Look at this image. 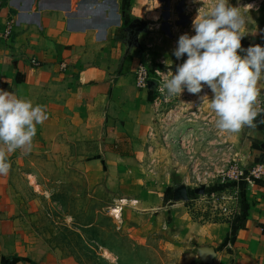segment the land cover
<instances>
[{
	"label": "rangeland",
	"instance_id": "1",
	"mask_svg": "<svg viewBox=\"0 0 264 264\" xmlns=\"http://www.w3.org/2000/svg\"><path fill=\"white\" fill-rule=\"evenodd\" d=\"M186 32L194 34L192 25L175 43ZM173 58L163 77L155 73L161 70L159 63L148 60L160 81L153 84L151 103L161 116L150 141L120 143L118 148L129 156L109 155L114 144L96 139L102 125L90 122L86 98L78 118L66 111L61 146L49 141L48 135H55L51 126H39L42 148L26 153L8 174L10 201L2 214H12L7 230L18 235L15 245L25 252L22 259L33 264H208L206 249L213 248L216 256L209 264L252 262L253 254H240L235 246L247 242L237 234L252 209L244 197L248 168L236 158L228 133L215 127L207 86L199 94L185 90L167 96L160 91L165 76L187 59ZM235 163L244 170L240 181L229 176ZM177 204L181 213L173 220ZM186 210L196 223H227L232 240L226 244L228 236H218L193 249L195 239L189 230L185 233L187 220L181 218ZM194 250L201 261L186 259ZM258 253L264 256L262 249Z\"/></svg>",
	"mask_w": 264,
	"mask_h": 264
},
{
	"label": "crops",
	"instance_id": "2",
	"mask_svg": "<svg viewBox=\"0 0 264 264\" xmlns=\"http://www.w3.org/2000/svg\"><path fill=\"white\" fill-rule=\"evenodd\" d=\"M124 1L0 0V89L30 99L54 113L44 122L53 128L55 135H48L53 144L61 146L65 142L60 129L65 126L66 111L78 118L82 114V98L88 100L89 109L85 111L89 112L90 122L96 120L102 125L96 139L105 145L114 144L107 150L109 155L129 156L118 148L121 142L150 141L152 126L160 120L161 113L159 110L157 114L151 103L153 89L137 87L136 71L141 63L149 64L153 59L159 63L161 75L168 74L167 62L174 59L176 36L192 25L199 9L203 11L214 3V0H203V3L130 0L132 22L125 25ZM230 3L251 16L245 17L246 23L241 29L246 33L242 46L262 45L264 0H230ZM10 22L12 35L5 39L4 32ZM258 86L259 97H264V81ZM160 102L159 97L156 105ZM228 135V140L237 147L236 158L243 166L249 169L252 165H264V130L256 126V121L254 127L245 126ZM42 144V135L36 133L30 150L8 153L9 171L0 173V264H33L20 257L25 252L15 245L18 235L7 230L11 224L8 217L12 214H2L10 201L6 193L8 174L15 170L16 163L24 160L26 153L41 149ZM244 197L252 209L245 229L237 237L247 238V242L235 246L239 247L240 254H253L249 264L261 263L264 256L258 252L264 251V177L248 182ZM179 206L171 210L173 220L181 213ZM186 213L181 218L187 220L183 226L185 233L189 230V238L195 239L193 249L218 236L226 239L232 231L227 223H196L189 220L187 210ZM254 250L258 251L254 253ZM192 255L186 259L201 261L198 250L192 251ZM211 261L208 259L207 263H214Z\"/></svg>",
	"mask_w": 264,
	"mask_h": 264
},
{
	"label": "clouds",
	"instance_id": "3",
	"mask_svg": "<svg viewBox=\"0 0 264 264\" xmlns=\"http://www.w3.org/2000/svg\"><path fill=\"white\" fill-rule=\"evenodd\" d=\"M245 23V14L230 0H214L210 7L199 9L192 22L194 34L180 35L173 50L178 60L187 59L160 86L167 96L185 90L199 94L207 86L212 93L209 106L216 117L215 127L226 133L254 127L264 112L257 107L258 85L264 81V45L242 46ZM48 118L45 106L0 89V173L9 171L8 153L31 149L37 125Z\"/></svg>",
	"mask_w": 264,
	"mask_h": 264
},
{
	"label": "built area",
	"instance_id": "4",
	"mask_svg": "<svg viewBox=\"0 0 264 264\" xmlns=\"http://www.w3.org/2000/svg\"><path fill=\"white\" fill-rule=\"evenodd\" d=\"M13 31V23L10 22L9 25L6 27V30L4 32L5 39H9L12 35ZM264 45V40L263 44ZM35 64H37L36 61H34ZM157 75H161V72L159 70H156L155 72ZM162 77V75H161ZM136 84L139 89L142 90H150L154 85H159L160 81L158 80V77H153V74L150 70V67L146 63H141L136 71ZM258 108H264V97H258ZM264 114V112H261L259 116ZM249 174H246L245 180L248 182L250 181H260L264 177V165L263 164H257L252 165L248 169ZM244 173V170L242 166L238 163H235L233 165V170L231 175H229L231 178L237 179V181H240L242 179V174ZM240 179V180H239ZM247 210V209H245Z\"/></svg>",
	"mask_w": 264,
	"mask_h": 264
},
{
	"label": "trees",
	"instance_id": "5",
	"mask_svg": "<svg viewBox=\"0 0 264 264\" xmlns=\"http://www.w3.org/2000/svg\"><path fill=\"white\" fill-rule=\"evenodd\" d=\"M129 9H130V0H125L124 1V10L126 11L125 25H128L132 22V17L130 16ZM256 126H259L261 130H264V114H262L259 118L256 119ZM233 232L236 233V228L233 229ZM229 237L230 236L228 235V238L225 240L226 244H228L232 240V238Z\"/></svg>",
	"mask_w": 264,
	"mask_h": 264
},
{
	"label": "water",
	"instance_id": "6",
	"mask_svg": "<svg viewBox=\"0 0 264 264\" xmlns=\"http://www.w3.org/2000/svg\"><path fill=\"white\" fill-rule=\"evenodd\" d=\"M206 251L210 254V258L209 259H213L214 256H216V252L213 248H208L206 249Z\"/></svg>",
	"mask_w": 264,
	"mask_h": 264
}]
</instances>
